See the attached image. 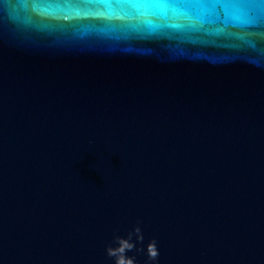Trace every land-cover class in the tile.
Returning a JSON list of instances; mask_svg holds the SVG:
<instances>
[{"label": "water", "instance_id": "obj_1", "mask_svg": "<svg viewBox=\"0 0 264 264\" xmlns=\"http://www.w3.org/2000/svg\"><path fill=\"white\" fill-rule=\"evenodd\" d=\"M137 222L157 264H264V0H0V264Z\"/></svg>", "mask_w": 264, "mask_h": 264}, {"label": "clouds", "instance_id": "obj_2", "mask_svg": "<svg viewBox=\"0 0 264 264\" xmlns=\"http://www.w3.org/2000/svg\"><path fill=\"white\" fill-rule=\"evenodd\" d=\"M144 235L140 227V222L127 233V236L114 235L112 242L106 247V254L112 258L113 264H136L135 256H129L128 253L135 250L137 252H145L147 256V264H157L159 258V249L157 241L152 239L143 247ZM142 245L137 248V244Z\"/></svg>", "mask_w": 264, "mask_h": 264}]
</instances>
